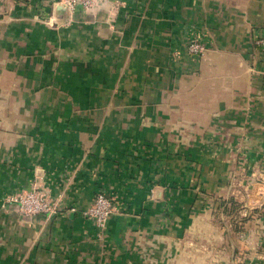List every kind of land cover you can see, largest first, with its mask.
I'll list each match as a JSON object with an SVG mask.
<instances>
[{"label": "crops", "instance_id": "1", "mask_svg": "<svg viewBox=\"0 0 264 264\" xmlns=\"http://www.w3.org/2000/svg\"><path fill=\"white\" fill-rule=\"evenodd\" d=\"M67 3L0 0V264H264V0Z\"/></svg>", "mask_w": 264, "mask_h": 264}, {"label": "built area", "instance_id": "2", "mask_svg": "<svg viewBox=\"0 0 264 264\" xmlns=\"http://www.w3.org/2000/svg\"><path fill=\"white\" fill-rule=\"evenodd\" d=\"M72 8L81 7L83 10H92L98 0H67ZM254 43L257 47L264 50V38H256ZM187 54L191 56H202L206 50L204 44L198 37L192 36L186 46ZM6 204L14 205L16 210L25 216L45 214L53 215L58 209L54 207L46 193L38 189L20 193L6 199ZM115 201L106 194L98 193L95 195L91 206L84 212V216L94 223V226L101 230L107 224L109 216L114 211Z\"/></svg>", "mask_w": 264, "mask_h": 264}, {"label": "water", "instance_id": "3", "mask_svg": "<svg viewBox=\"0 0 264 264\" xmlns=\"http://www.w3.org/2000/svg\"><path fill=\"white\" fill-rule=\"evenodd\" d=\"M63 9H65V8H63Z\"/></svg>", "mask_w": 264, "mask_h": 264}]
</instances>
